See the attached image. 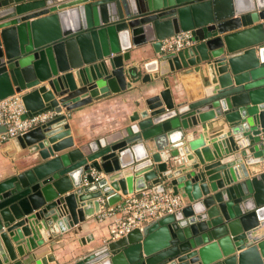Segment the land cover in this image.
Here are the masks:
<instances>
[{
  "label": "water",
  "instance_id": "obj_1",
  "mask_svg": "<svg viewBox=\"0 0 264 264\" xmlns=\"http://www.w3.org/2000/svg\"><path fill=\"white\" fill-rule=\"evenodd\" d=\"M183 31L191 45L162 49ZM175 73L196 74L191 94ZM139 80L155 85L129 123L73 133L74 112ZM16 93L23 118L55 115L11 140L0 264H264V0H0V100ZM147 189L184 206L95 235L103 205Z\"/></svg>",
  "mask_w": 264,
  "mask_h": 264
},
{
  "label": "built area",
  "instance_id": "obj_2",
  "mask_svg": "<svg viewBox=\"0 0 264 264\" xmlns=\"http://www.w3.org/2000/svg\"><path fill=\"white\" fill-rule=\"evenodd\" d=\"M190 32H180L162 40V49L165 51H179L191 45ZM26 107L20 93H16L0 100V146L15 137L26 133L32 128L41 125L55 115L54 111H47L32 117L23 118ZM264 170V161L262 163ZM121 203L103 205L97 217L100 221H110L111 238H121L134 229L143 228L148 222L172 214L184 206V199L180 195L170 192H155L147 189L129 194Z\"/></svg>",
  "mask_w": 264,
  "mask_h": 264
},
{
  "label": "crops",
  "instance_id": "obj_3",
  "mask_svg": "<svg viewBox=\"0 0 264 264\" xmlns=\"http://www.w3.org/2000/svg\"><path fill=\"white\" fill-rule=\"evenodd\" d=\"M132 54L137 61L151 59L155 56L151 43L140 48H134ZM195 76L196 74L181 76L179 73L169 76L170 88L176 97L184 91L191 94V82ZM200 83L199 81L198 85H201ZM154 85L155 83L151 82L134 81L132 89L95 100L93 103L82 107L74 112L73 118L69 120L73 133L81 139L90 140L121 129L129 123L131 115L137 109V104H141L151 94ZM19 155L21 152L11 145V141L0 146V180L11 175L15 167L22 164L21 159L18 158ZM110 223L108 220L99 221L97 228L92 231L97 236L103 235L111 238Z\"/></svg>",
  "mask_w": 264,
  "mask_h": 264
}]
</instances>
